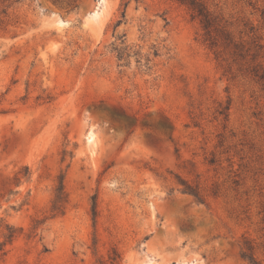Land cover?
<instances>
[{"label": "rangeland", "instance_id": "obj_1", "mask_svg": "<svg viewBox=\"0 0 264 264\" xmlns=\"http://www.w3.org/2000/svg\"><path fill=\"white\" fill-rule=\"evenodd\" d=\"M203 1L0 0V264H264V0Z\"/></svg>", "mask_w": 264, "mask_h": 264}, {"label": "trees", "instance_id": "obj_2", "mask_svg": "<svg viewBox=\"0 0 264 264\" xmlns=\"http://www.w3.org/2000/svg\"><path fill=\"white\" fill-rule=\"evenodd\" d=\"M181 3L186 4L192 11L195 17L200 18L204 28L208 31L214 20L212 14L208 10L205 2L203 0H177ZM252 74L257 78V80L261 83L264 89V64H258L252 69ZM186 191L196 195L198 198H201L199 192L191 186L190 184H186ZM65 186H64V176H61L60 183L57 188V194L55 199V206H61L62 202L66 200ZM14 236V232H10L8 235V240H11ZM4 243H0V249L3 248ZM243 256L247 257L252 264H261L255 255L251 252L249 254L243 252ZM108 264H121V259L118 251L116 249L113 250L112 255H110Z\"/></svg>", "mask_w": 264, "mask_h": 264}, {"label": "bare ground", "instance_id": "obj_3", "mask_svg": "<svg viewBox=\"0 0 264 264\" xmlns=\"http://www.w3.org/2000/svg\"><path fill=\"white\" fill-rule=\"evenodd\" d=\"M104 0H102V2H103ZM99 12L100 11H98V10H95V13L94 14H99ZM94 132H92V131H90V133H89V140L90 141H92L93 139H94Z\"/></svg>", "mask_w": 264, "mask_h": 264}]
</instances>
